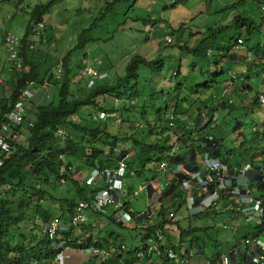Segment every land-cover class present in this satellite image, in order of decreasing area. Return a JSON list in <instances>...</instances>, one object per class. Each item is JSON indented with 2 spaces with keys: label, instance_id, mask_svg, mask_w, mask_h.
<instances>
[{
  "label": "clouds",
  "instance_id": "clouds-1",
  "mask_svg": "<svg viewBox=\"0 0 264 264\" xmlns=\"http://www.w3.org/2000/svg\"><path fill=\"white\" fill-rule=\"evenodd\" d=\"M0 1L2 3L0 29L2 26L12 25L20 17L28 16L26 13L22 15L25 9L17 10V1ZM247 1L219 0L225 7L218 13L229 11L232 16L220 19L216 26L204 32L192 33L193 40L187 36L177 38L173 34L142 40L137 45L146 41L154 47L140 55L135 49L137 45L134 47L137 38L131 37L129 41H132L134 51L117 57L111 52L99 51L103 44L111 39L107 40V37H104L97 41L100 43L93 50L87 51L84 60L79 59L82 61L75 64L78 65V72L73 81L79 84L85 80L84 86L79 84V87L85 88V94L99 82L106 81L110 83L109 85L118 87L117 93L103 95L99 107L90 106L82 109L83 114L84 110L96 113L94 119L89 117L94 124L108 119L112 130L123 129L125 133L130 134L145 131L148 124L155 129L148 132L141 141L155 143L157 136L163 131L164 137H168L169 141L165 143L162 154L159 156L158 152L154 154L155 158L151 163L155 162V166H150L149 163V169L157 168L159 173L148 170L140 172L137 166L131 164V160L136 156V147L132 141L120 140L114 149L107 146L97 151L96 154L103 151L100 153L102 155L109 147L111 151L103 157L99 155L98 160L106 161V157H109L113 163L101 166L97 162L95 165L91 164L92 167H87L85 188L81 184L87 198L80 200L73 211L67 206L65 210L59 207L61 211L58 215L50 214L42 221V234L53 240L58 249L54 264H60L59 255L65 247H69L66 252L69 257L66 258L65 264L73 262L76 253V258H83L84 263L90 264H264V147L252 152L250 161H235V149H227V158H224L222 152L228 132L221 128L219 121L235 110L255 109L258 107L257 103L264 105V94L256 93L251 85L252 79L257 78L256 76L264 77V0H250L261 10L260 17H257L254 8L245 10L244 15L235 14V11ZM204 3L207 5V0ZM7 4H14L15 14L3 12ZM95 14L98 15L96 12ZM17 15L18 19L15 20ZM237 16L241 17L239 23L235 21ZM6 17L9 19L6 20ZM46 17L51 19L52 13L45 15L42 21L31 27V34L35 36L36 42L32 44L28 42L27 48L32 53L41 52L42 57L52 55L59 59L60 57L55 55L59 49L52 48L50 42L53 35L49 37L48 34L50 25L52 27L49 33L52 34L53 22L49 20L50 25L46 24ZM1 18L6 20L4 24ZM228 20L231 22L228 23ZM93 24L96 26V23ZM117 26L124 35L129 30L137 37L139 35L140 30L133 29V23ZM150 27L147 26L146 30L152 32L153 28L149 29ZM24 35L3 33L0 30V84L7 76L15 75L14 73L18 71H30V66L23 56ZM233 36L236 37L234 44L231 39ZM80 38L81 36L79 42ZM202 38L208 41L206 58L192 50L204 45L199 44ZM217 38L227 39V45L222 48L219 44H214L212 41ZM192 43L194 45H191ZM175 47L189 56L208 62L210 67L213 65L214 70L218 71V76L207 75L211 73V68L203 70L202 75L207 76L206 79L198 78L189 82V86L193 85L194 81L199 82L195 88L189 90L190 95L184 97L180 95L183 93L184 83H179L175 88L179 93L172 95L169 91L172 86L167 84L165 76L161 75L166 60L174 52L172 49ZM165 49L169 50L168 55L164 53ZM72 50L67 49L64 58L59 59L55 67L58 69L54 71L57 78L62 73L64 59ZM215 50H222V53L214 56ZM95 51L99 53L94 54ZM38 53L35 54V59H39ZM239 56L242 59H238ZM213 60L216 62L230 60L232 66L226 71L218 64H214ZM117 62L124 66L116 68ZM105 64L110 65L111 72L104 68ZM191 64L196 65L192 61L188 66ZM130 65H136L137 78L127 85H118V80L126 76ZM152 66H162L163 69L158 77L153 76L149 79ZM141 68H146L148 72L141 71ZM82 74L83 79L78 80ZM179 74L180 70L175 72L174 76ZM220 74L227 76L224 79L225 84H221ZM224 85L226 86L224 90L218 88ZM44 87L54 89L49 80L41 84L30 81L13 110L5 113L0 111L2 141L0 168L10 158L12 149L10 141L13 135L18 134L14 129L21 126L29 115L37 112V105L31 107L30 103V99L35 96L34 90ZM214 87L216 89L211 92ZM151 112L155 114L153 121L149 118ZM75 118L79 121L77 116L72 118L73 121ZM130 121L133 123L134 131L127 129L126 123ZM262 124L264 125V118ZM210 130H221L223 135L208 133L200 136ZM253 130L257 137L264 134V127L263 131L260 130L259 120L254 122ZM4 132L6 134H3ZM67 132L59 131L63 140H66ZM112 133L123 137L114 131L111 132L112 137ZM18 136L15 135L14 139ZM75 138L79 140L78 137ZM122 142L130 143L126 150L120 149ZM244 142L245 140L241 144ZM131 145L133 153L129 149ZM93 152L89 158L93 157ZM183 153H186L184 157ZM169 165L172 166V170H169ZM91 170L93 173L89 176ZM62 171L65 169L62 168ZM147 172L164 176L165 179L161 180L162 184L158 183L157 178L152 181L145 179L144 185H140L138 190L126 191V184ZM167 184H173V187H166ZM146 190L148 198L144 209L133 210L130 202L132 199L140 201ZM81 204L86 207L82 213L85 221L74 223ZM225 214L229 215L230 221L225 222L221 229L228 232L229 236L218 238L216 234L219 231L216 230L215 220ZM105 215H111L112 220L122 229L135 232L134 247L119 241V238L109 230L104 233L101 220L96 219L93 223L90 221L91 218ZM50 228L57 229L53 237L50 236ZM218 239L222 243L233 242L230 250L224 252ZM71 242H75L77 246H73Z\"/></svg>",
  "mask_w": 264,
  "mask_h": 264
},
{
  "label": "trees",
  "instance_id": "trees-1",
  "mask_svg": "<svg viewBox=\"0 0 264 264\" xmlns=\"http://www.w3.org/2000/svg\"><path fill=\"white\" fill-rule=\"evenodd\" d=\"M12 1H17V10H24L21 9L24 5L27 9L33 7L31 12L28 11L31 17L22 40L25 45L23 56L30 66V71H18L14 73L15 75L7 76L6 80L3 79L0 84V111L2 113L12 111L30 81L41 84L49 80L54 89L44 87L34 90L35 96L30 99V103L31 107L37 105V112L32 116L29 115L21 126L14 129L19 136L15 134L18 136L17 139H14L15 135L12 136V139L10 138L12 146L10 158L0 168V264H54L58 253L55 242L42 234L41 226L34 225L33 231L27 235L24 223L29 220L32 224H38L39 221L50 216L48 206L56 201L54 193L58 192L62 182H67L66 184L69 186H75L76 189L72 193H77L75 199H70L67 196L65 204L61 203L62 210L67 207L72 210L80 200L86 199L85 189L75 181V173L81 174L82 170L87 167L86 163L95 165L98 162L101 166L105 163H113L109 157H106V161H99L98 157L103 151L96 154L98 150L107 146L114 149L120 140L132 141L136 147V156L131 160V164L137 166L140 172L148 170L159 173L157 168L150 170L149 163L155 158V153L158 152V156L163 153L164 145L169 141V138L164 137L165 132L163 131L158 133L155 143L141 141L148 132H153L155 129L148 124L146 130L139 134L137 132L125 133L123 129L112 130L108 119L94 124L89 117L82 113V109L90 106L99 107L103 95L118 92V87L104 81L93 85L92 90L85 94V88H80L79 84L73 81L78 72V65L75 64L84 60H74V51L84 49L88 43L98 41L91 36L95 25L93 24L91 28L84 30L80 35L79 44L64 59L62 73L57 78L54 71L59 63L58 57L52 55L42 57L41 52H36L39 59H35L36 53L30 52L27 47L28 42L31 44L36 42L35 36L31 34V27L42 21L45 15L51 14L54 6L62 0H46L45 3L35 6H32L33 4L29 0ZM78 1L81 2V6L82 3L87 2V0ZM180 1L174 0L165 7L166 9H175ZM92 3L95 12L100 16L99 20L105 17L115 18L117 24L133 23V29L140 30L138 37L134 32H127L126 40H123L124 45L129 43L131 37L137 38L135 47L142 40L158 36L167 37L172 34L177 38L187 36L185 23L174 25L163 17L155 16L154 13L135 14L137 5L145 6L149 3H146L145 0H92L91 3L80 7L79 10L87 13ZM117 11L122 12L118 13ZM24 13L28 15L27 12L22 11V15ZM240 19V16L235 17L237 23L241 22ZM243 21L246 22L244 19ZM139 26L142 28H138ZM147 26H151L153 31H147ZM112 34L104 33L101 39L107 37L108 40L112 38ZM199 44L204 45L192 50L206 58L207 39L202 38ZM134 47L130 48L131 52L134 51ZM135 78H137L136 65H130L127 68L126 76L118 80V85H127ZM9 87H11L10 90ZM76 116L79 117V121H73L72 118ZM60 130H72L79 140L72 135H67L66 140H63L59 135ZM111 130L122 134L123 137L117 135L112 137ZM102 136L107 138L101 139ZM22 138L26 139L22 140ZM97 139H101L98 149L95 145ZM87 145L90 146L91 152L94 151V155L89 158L88 150L85 161L82 158ZM63 165H65V172L62 171ZM71 244L77 246L75 242H71Z\"/></svg>",
  "mask_w": 264,
  "mask_h": 264
},
{
  "label": "rangeland",
  "instance_id": "rangeland-1",
  "mask_svg": "<svg viewBox=\"0 0 264 264\" xmlns=\"http://www.w3.org/2000/svg\"><path fill=\"white\" fill-rule=\"evenodd\" d=\"M91 1L87 0L86 3H82V6L85 7L87 4L91 3ZM204 1L205 0H181L179 5L175 9H166L165 6L174 2V0H152V1L145 0L146 3L148 2L149 3L146 4L145 6L137 5L135 7L134 13L135 14H139L141 12H146L147 14L154 13L155 16H160L161 18L163 17L166 20H169L174 25L185 23L187 25L186 27L187 37L188 39L193 40V38L191 37V33L204 32L208 28L216 26L219 23L220 19L227 18L228 16H232L229 14V11L218 13L222 8L225 7V5L220 4L219 0H207V5H205ZM223 1H227V0H223ZM29 2H31L33 4L32 6H34L38 3H45L46 0H29ZM208 3H210V5H208ZM82 6H81V2H79L78 0H62L60 3L56 4L55 7L53 8L52 18L51 19L48 17L45 18L46 24L49 23V20H52L53 22L52 34L49 33L52 26L48 24L50 25L48 34L49 37L53 35V38L51 39L50 42L52 48L59 49L58 54L55 53V55H58L60 57L59 58L60 60H62L66 55L67 49H74L77 46V44L79 43V36L83 33L84 30L86 31L89 28H91L93 23H96V26L94 27L91 36H93L94 39L96 40H99L104 35V33L112 34L114 32V34H112V38L108 42L103 44V46L99 49V51L100 50L103 52L108 51L113 53L117 57H122L127 52H131L130 48H132V41H129V43H126L125 45L123 44V40H126L125 35L120 33L119 31L120 27L117 26L115 18L108 19V17H105L104 19L99 20L100 16L95 14L93 3L90 5L91 8L87 10L88 11L87 13L79 10V8ZM253 8L256 9L257 17H260L261 10L257 9V5L254 2H251L250 0H248L247 3L242 7H239L235 11V14L244 15L245 10L253 9ZM21 9H25V12H27L28 14V11L30 12L31 9H33V7L27 9L24 5L21 7ZM3 12L10 13L11 15H13L16 13V7L14 6V4H7ZM121 12L122 11H119V13ZM30 17H31L30 14H28L27 17H20L18 19V15H17L15 20L17 19L18 20L15 23H13L10 26H2L1 30L3 31V33L13 32L19 36H23L29 24ZM5 19L6 20L9 19V17H6ZM6 20H3L1 18V22L3 24L5 23ZM230 22L231 20H228V23ZM138 28L141 29L142 26H139ZM149 29L152 28L150 27ZM129 32L131 33L132 31L129 30ZM162 32L164 33V31ZM231 39L233 40V44H234V42H236V37L233 36L231 37ZM212 42L214 44H219L222 48H224L228 43L227 39L221 40L219 38L214 39ZM99 43L98 42L89 43L85 49L74 51L73 59L74 60L84 59L86 57L87 51L89 49L93 50ZM152 47L154 46L147 44L145 41V43L138 44L135 47V49L138 52V54L144 55V53L148 51L149 48ZM172 50L174 52L171 54V56H169V58H167L163 74L161 75V76H165L167 84L172 86V88L169 90L172 95H176L179 93V91L175 90L176 86L179 83L185 84V87L182 89L183 93L180 95L182 97L190 95L189 90L195 88L199 82L194 81L193 85L191 86H189V82H192L194 79L197 80L198 78H203V80L206 79L207 76L202 75L203 70L207 71L209 68H211L212 70L211 73L207 75L210 77L214 75L218 76L217 75L218 71L214 70L213 65H211L210 67L208 62H205L199 58L189 56L188 53L180 51L179 48L177 47H175ZM99 51H95L94 54L99 53ZM232 52H234V49L232 50ZM164 53L168 55L169 50L165 49ZM220 53H222V50L221 51L215 50L214 56L219 55ZM34 57L36 58V55H34ZM238 59H242L241 56H239ZM192 61H194L196 65L193 66V64H191L190 66H188V64H190ZM213 63L218 64L221 69L224 68L226 71L229 70L230 66H232L231 65L232 62L230 60L226 62H222V61L216 62L215 60H213ZM115 66L116 68H119V67H123L124 65L120 62L119 63L117 62ZM104 68L111 72L110 65L105 64ZM56 69H58V67ZM162 69H163L162 66L160 67L152 66L149 71V79H152L153 76L158 77L159 73L162 72ZM179 70H180V74L178 76H174V73ZM141 71L148 72L146 68H141ZM83 76L84 74H82V76H79L78 80L83 79L82 78ZM226 77H227L226 75H222V74L219 75V78L221 79V84L226 83L224 81ZM256 77L257 78L252 79L251 85L254 87L256 93L264 94V77L263 76H256ZM79 84L81 86H84L85 80L83 79V82H79ZM218 88L224 90L226 86L225 85L218 86ZM215 89L216 87H214L211 90V92L214 91ZM257 106H258L257 108L249 109V110L238 109L232 112L231 114H226V116L220 118L219 121L221 128L225 129L228 132L227 139L225 140V148L224 151L222 152V156L224 158H227L226 156L227 149H235L236 151L235 161H239V162H242L244 160L250 161L252 152H254L256 149L264 147V137H263L264 134L262 133L263 136L257 137L255 136L253 130L254 122L257 120H259L260 122L261 131H263V127H264V125L262 124L264 118V105L257 103ZM90 111L84 110V113L88 117H92L94 119L96 113ZM221 114H224V112H221ZM149 118L151 121H153V119L155 118V114L153 112L149 113ZM74 120L77 121L76 118ZM126 124H127V129H129L130 131H134L132 128L134 126L131 121L127 122ZM208 133H213L217 136L223 135L221 130L218 131L210 130L209 132L203 133L200 136L206 135ZM67 134L72 135L74 137H78L76 133H74L72 130L68 131ZM102 138H107V137L102 136L101 139ZM23 139L25 138H22V140ZM101 139L96 140L95 142L96 146H98V143ZM244 140L245 142L241 144ZM128 144L122 142L120 145V149L126 150L128 148ZM89 148L90 146L88 145L85 147L84 156L82 159L85 160L88 150H89L88 152L89 157L92 156L91 154H89L91 153V149ZM129 149L130 151H132L131 153H133L132 145L129 147ZM110 151L111 150L108 147L105 152L108 153ZM106 153L100 156L103 157L106 155ZM182 155L184 157L186 153H183ZM117 157L118 156H115V158ZM85 165L87 167H92L91 164L88 163H86ZM150 166H155V162L151 163ZM87 167L84 168V170H82L81 174H78V172L75 173V181L80 183V185L82 184L84 188H85L84 179L88 174V172L86 171ZM63 168L65 169V166ZM169 170H172L171 165H169ZM92 173L93 171L91 170L89 172V176ZM172 174H174V172H172ZM154 178L158 179L159 184H162V181L165 179L164 176L161 175L157 176L155 173L147 172V174L141 175L140 177H136L133 179L132 182L130 181L129 184H126L125 189L126 191L134 190V189L138 190L140 188V185H144L143 180L148 179L149 181H152ZM166 187H173V184H167ZM74 189H76L75 186L72 185L69 186L68 184H64V182H62V186H60L58 192L54 193V197L56 201L53 204L50 203V205L48 206L49 207L48 210L50 214L58 215L60 213L61 211L60 208L62 207L61 203H63V205L65 204L64 202L66 201L67 196L70 199L76 198L77 193L74 194L72 193ZM143 195L144 196L141 197L140 201L137 202L136 200L130 198V200L132 199V201L130 202V206L133 210L140 211L144 209L148 198L147 190L143 193ZM96 219L101 220L104 233L109 230L119 238V241H124L129 247L135 246L136 243L133 242L135 232L127 229H122L121 226H119L112 220L111 215L94 217L91 218L90 221L93 223ZM228 221H230V217L229 215L226 214L223 215L222 217H218L215 220L216 230L219 231L216 234L218 238L229 236L228 232H225L221 229V226ZM41 224L42 221H39L38 224L37 223L32 224L29 222V220H27L24 223L25 229H27L25 230L26 234L28 235L31 231H33L34 225L41 226ZM186 224L187 223L185 222L184 226H186ZM95 231H97V229H95ZM218 241L222 243L220 239H218ZM232 245L233 242H230L229 244L222 243L223 246L222 250L224 252L229 251Z\"/></svg>",
  "mask_w": 264,
  "mask_h": 264
},
{
  "label": "built area",
  "instance_id": "built-area-1",
  "mask_svg": "<svg viewBox=\"0 0 264 264\" xmlns=\"http://www.w3.org/2000/svg\"><path fill=\"white\" fill-rule=\"evenodd\" d=\"M2 143L1 139H0V144ZM5 145V144H3ZM85 205L81 204L80 208H79V214L74 218V223H78V222H84L85 221V216L82 214L83 210H84ZM57 232L56 228H50V236L53 237ZM63 247V246H61ZM69 249V247H65L64 250L60 253L59 255V263L60 264H65L66 262V258L69 257V255L66 253L67 250Z\"/></svg>",
  "mask_w": 264,
  "mask_h": 264
},
{
  "label": "crops",
  "instance_id": "crops-1",
  "mask_svg": "<svg viewBox=\"0 0 264 264\" xmlns=\"http://www.w3.org/2000/svg\"><path fill=\"white\" fill-rule=\"evenodd\" d=\"M76 256H77V253H76V255H75V259L73 260V262H71V263H69V264H90V263H84V262H83V258H82V259H80L79 257L76 258Z\"/></svg>",
  "mask_w": 264,
  "mask_h": 264
}]
</instances>
